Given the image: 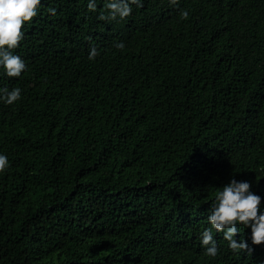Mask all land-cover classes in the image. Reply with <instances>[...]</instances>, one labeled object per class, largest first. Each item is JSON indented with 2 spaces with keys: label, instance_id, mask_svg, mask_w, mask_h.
<instances>
[{
  "label": "trees",
  "instance_id": "16d2710c",
  "mask_svg": "<svg viewBox=\"0 0 264 264\" xmlns=\"http://www.w3.org/2000/svg\"><path fill=\"white\" fill-rule=\"evenodd\" d=\"M89 2L41 0L13 50L26 70L0 67L21 89L0 100V264H262L264 245L213 230L210 257L201 233L233 177L264 198V0H140L115 20Z\"/></svg>",
  "mask_w": 264,
  "mask_h": 264
},
{
  "label": "clouds",
  "instance_id": "9594fccd",
  "mask_svg": "<svg viewBox=\"0 0 264 264\" xmlns=\"http://www.w3.org/2000/svg\"><path fill=\"white\" fill-rule=\"evenodd\" d=\"M170 3L175 5L177 0H170ZM133 4L142 7L140 0H107L105 8L109 14L101 13L98 19L115 20L117 16L124 19L131 15ZM40 6L41 0H0V67L10 78L20 77L27 68L25 61L19 55L13 54V50L20 46L24 38L23 25L30 23L39 14ZM88 9L96 11L94 0H90ZM47 11L53 16L56 15L54 8H49ZM180 15L181 19H187L189 12L182 9ZM116 47L123 49L124 44L118 43ZM97 55L98 52L93 47L89 59H95ZM20 99L19 87L10 91L7 88H0V100L8 105ZM8 167V157L0 154V172ZM251 189V182L238 181L233 177L216 191L207 216L210 226L201 233V246L205 250V255L215 257L218 254L213 230L223 234V239L228 242V247L233 252L246 251L251 254L254 250L252 246L264 245V198ZM238 225L250 229L249 236L240 239L239 242L234 238L239 234Z\"/></svg>",
  "mask_w": 264,
  "mask_h": 264
}]
</instances>
